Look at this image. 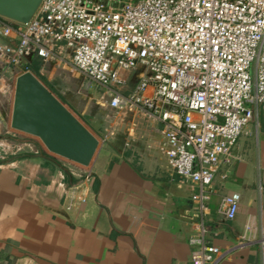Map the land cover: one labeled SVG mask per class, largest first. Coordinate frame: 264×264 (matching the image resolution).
Returning a JSON list of instances; mask_svg holds the SVG:
<instances>
[{"label": "built area", "instance_id": "obj_1", "mask_svg": "<svg viewBox=\"0 0 264 264\" xmlns=\"http://www.w3.org/2000/svg\"><path fill=\"white\" fill-rule=\"evenodd\" d=\"M0 60L29 72L26 59L62 61L104 90L110 110H139L160 126L168 167L198 187L231 158L242 130L264 107V0H41L26 24L0 16ZM143 73L126 93L125 73ZM86 173L66 196L82 203ZM238 195L221 198L225 220ZM189 238L190 264H214L219 250Z\"/></svg>", "mask_w": 264, "mask_h": 264}, {"label": "crops", "instance_id": "obj_2", "mask_svg": "<svg viewBox=\"0 0 264 264\" xmlns=\"http://www.w3.org/2000/svg\"><path fill=\"white\" fill-rule=\"evenodd\" d=\"M142 73L138 67L123 77L131 86ZM5 119L0 105V264H190L189 238L199 223L219 250L214 264H264V107L213 171L200 202L192 200L198 187L168 167L160 126L150 119L125 126L142 145L138 162L100 142L88 167L47 154ZM86 173L90 185L74 193L84 201L67 208L66 196ZM230 194L238 207L228 221L219 206Z\"/></svg>", "mask_w": 264, "mask_h": 264}, {"label": "water", "instance_id": "obj_3", "mask_svg": "<svg viewBox=\"0 0 264 264\" xmlns=\"http://www.w3.org/2000/svg\"><path fill=\"white\" fill-rule=\"evenodd\" d=\"M40 2L0 0V16L26 24ZM9 127L36 138L48 153L81 167H88L98 146L97 139L30 72L15 77Z\"/></svg>", "mask_w": 264, "mask_h": 264}, {"label": "rangeland", "instance_id": "obj_4", "mask_svg": "<svg viewBox=\"0 0 264 264\" xmlns=\"http://www.w3.org/2000/svg\"><path fill=\"white\" fill-rule=\"evenodd\" d=\"M65 62L45 63L40 66L38 78L43 82L42 84L72 112L98 143H107L113 149L122 151L127 159L138 162L142 148L140 142L134 140L138 138V134L125 128L133 122L134 124L143 122L142 125H144L149 119L139 110L122 108L117 112L118 110L108 109L104 90L88 82L78 71L71 68L67 61ZM5 66L3 62H0V80L4 84V97L0 99V105L9 127L13 85L20 71ZM131 83L133 81H127L125 88L130 87ZM11 131L14 130L11 129Z\"/></svg>", "mask_w": 264, "mask_h": 264}, {"label": "trees", "instance_id": "obj_5", "mask_svg": "<svg viewBox=\"0 0 264 264\" xmlns=\"http://www.w3.org/2000/svg\"><path fill=\"white\" fill-rule=\"evenodd\" d=\"M25 66L27 67V70L35 77L39 82L43 83L39 78H38V70L41 66V60L39 58L33 57L31 59H26L25 61ZM20 74V73H19ZM44 85V84H43ZM53 96L54 94L44 86ZM55 97V96H54ZM57 99V98H56ZM58 100V99H57ZM59 101V100H58ZM60 102V101H59ZM62 104V102H60ZM63 105V104H62ZM64 106V105H63ZM65 107V106H64ZM66 108V107H65ZM67 109V108H66ZM68 110V109H67ZM70 112V110H68ZM72 114V112H70ZM73 115V114H72ZM74 116V115H73ZM75 117V116H74ZM76 118V117H75ZM77 119V118H76ZM78 120V119H77ZM79 121V120H78ZM80 122V121H79ZM81 123V122H80ZM82 124V123H81ZM83 125V124H82ZM84 126V125H83ZM85 127V126H84ZM86 128V127H85ZM87 129V128H86ZM88 130V129H87ZM89 131V130H88ZM44 149V148H43ZM45 150V149H44ZM45 152L48 154V152L45 150ZM50 154V153H49ZM43 155H45L43 153Z\"/></svg>", "mask_w": 264, "mask_h": 264}]
</instances>
